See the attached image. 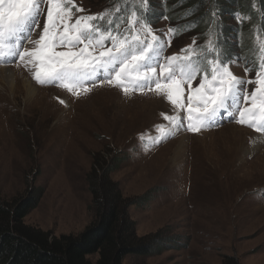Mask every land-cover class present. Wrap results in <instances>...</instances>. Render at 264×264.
<instances>
[{"label":"rangeland","instance_id":"374dc122","mask_svg":"<svg viewBox=\"0 0 264 264\" xmlns=\"http://www.w3.org/2000/svg\"><path fill=\"white\" fill-rule=\"evenodd\" d=\"M74 3L83 9L73 8L76 16L104 12L108 6L97 0ZM46 12L47 6L33 40ZM169 24L164 19L151 27L161 41L171 40L163 55L193 48L194 39H175ZM235 61L229 65L233 74L255 77L251 63ZM3 66L18 68L48 91L44 101L30 105L0 81V198L43 190L25 223L57 236L79 234L95 219L87 174L96 155L109 164L123 159L111 177L125 196L144 197L129 207L138 235L162 231L172 238L162 254H129L123 264H221L224 255L238 257L240 264H264V141L258 143L252 134L264 140V132L224 117L199 133L181 130L157 143L159 126H168L163 115L173 114L164 96L148 91L125 95L107 84L76 96L56 84H39L33 69L21 63L0 62ZM200 81L197 75L192 87ZM254 87L247 85L248 92Z\"/></svg>","mask_w":264,"mask_h":264},{"label":"snow or ice","instance_id":"6c2138e0","mask_svg":"<svg viewBox=\"0 0 264 264\" xmlns=\"http://www.w3.org/2000/svg\"><path fill=\"white\" fill-rule=\"evenodd\" d=\"M140 4L76 16L73 8L83 9L74 0H0V62L30 67L39 84H56L76 96L105 84L125 95L148 91L164 96L173 114L163 115L168 126H159L157 143L181 130L199 133L224 117L264 132V38L255 37V77L243 79L233 74L229 64L234 62L212 39L199 53L190 47L182 55L165 57L171 40L161 41L153 32L151 20L145 22L147 0ZM45 6L46 21L33 40ZM197 75L201 81L192 87ZM249 84L255 85L251 93Z\"/></svg>","mask_w":264,"mask_h":264},{"label":"trees","instance_id":"16d2710c","mask_svg":"<svg viewBox=\"0 0 264 264\" xmlns=\"http://www.w3.org/2000/svg\"><path fill=\"white\" fill-rule=\"evenodd\" d=\"M97 2L108 5L106 9H123L129 2L143 7L140 0ZM100 13L103 12L91 14ZM148 19L150 27L159 20L169 21L171 29H175V39L191 36L197 53L212 39L234 63L236 59L244 63L246 60L245 64L251 63L250 67L256 69L255 37L259 34L264 38V0H147L145 22ZM192 59L198 62L195 56ZM121 161L109 164L96 155L87 174L95 219L76 235L57 236L25 223L27 214L40 203L41 188H32L10 200L0 198V264H123L129 254L150 256L167 250L172 238L162 231L138 235L129 207L144 197L125 196L112 179L111 173ZM93 255L97 258L93 259ZM221 264L240 263L238 257L224 255Z\"/></svg>","mask_w":264,"mask_h":264},{"label":"bare ground","instance_id":"6f19581e","mask_svg":"<svg viewBox=\"0 0 264 264\" xmlns=\"http://www.w3.org/2000/svg\"><path fill=\"white\" fill-rule=\"evenodd\" d=\"M0 81L4 82L6 84L5 88L8 87L9 91L14 94L20 92L24 95L25 100L28 102L27 104H34L35 102L44 101L48 97V91L47 90H40V87L37 86L35 83H33L30 79L26 78V75L18 70V68L3 66L0 67ZM2 88V86H1ZM4 89V87L2 88ZM44 91V92H42ZM61 91V90H60ZM65 96H68L65 92L61 91ZM120 98V97H119ZM234 129L240 128L236 127L235 125H232ZM237 131H240L239 138L241 137L244 129H237ZM242 132V133H241ZM251 133L250 131H247L245 135L240 139L241 143L243 144L244 139L248 136V134ZM204 135L203 133H201ZM256 139L258 140V143L263 142L264 140L261 139L256 134ZM248 152H251L250 148H247Z\"/></svg>","mask_w":264,"mask_h":264}]
</instances>
